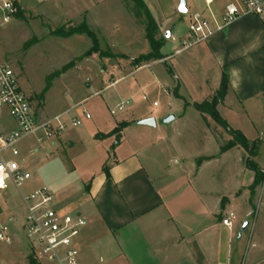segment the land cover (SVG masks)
<instances>
[{"label": "crops", "instance_id": "crops-1", "mask_svg": "<svg viewBox=\"0 0 264 264\" xmlns=\"http://www.w3.org/2000/svg\"><path fill=\"white\" fill-rule=\"evenodd\" d=\"M152 1L158 8H148L158 22L159 37L165 38V58L135 66L128 76L170 61L167 72L154 73L153 77L167 89L166 96L174 93L183 112L174 114L171 123L165 122L171 114H165L156 127L140 124L153 118L148 113L118 121L106 116L96 122L84 119L81 127L69 128L48 144L50 155L42 160L54 166L44 180H31L24 187L27 192L19 193L23 199L47 185L55 195L56 209L88 218L89 224L78 238L83 264H243L241 238L234 248L232 245L235 223L229 229L221 222L234 205L245 207L247 217L251 214L247 207L259 190L255 195L250 190L255 174L247 167L249 155L243 148L236 146L221 153L232 137L194 106L214 98L225 74L229 90L217 106L220 117L231 131L240 132L250 143L261 140L260 135H249L241 125H251L254 131L256 123L264 129V21L257 16L243 17L207 42L182 49L177 44L182 41L183 45L186 38L176 34L174 22L177 12L182 15L180 3L169 0V7H164ZM232 1L221 0L210 18L205 16L213 27L222 23L225 7ZM67 2L85 7V12H91L87 4H95L94 0ZM159 10L165 16L171 13L169 27V16H161L160 23L153 13ZM232 80L240 81L239 88L232 86ZM86 99L60 115L77 118L78 105ZM189 112L195 115L188 116ZM39 117L48 119L44 112ZM122 123L129 127L121 133L118 144L116 136L96 139ZM6 126L7 130L12 128L10 121ZM30 138L37 142L35 137ZM258 156L259 150L252 161L264 171ZM105 165L110 178L103 172ZM58 169L64 181L56 177ZM12 235L14 246L13 231ZM26 251L29 253V249Z\"/></svg>", "mask_w": 264, "mask_h": 264}, {"label": "rangeland", "instance_id": "rangeland-1", "mask_svg": "<svg viewBox=\"0 0 264 264\" xmlns=\"http://www.w3.org/2000/svg\"><path fill=\"white\" fill-rule=\"evenodd\" d=\"M156 1L160 6L169 7V0ZM177 1L180 4L182 2V0ZM184 1L188 12L179 15L176 11L174 22L177 27L176 34L185 38L190 24V15L200 13L210 18V13L222 3L218 0L207 8L205 0ZM94 2V5L87 4L91 12H85V7L76 3L70 4L67 0H24L25 7L22 14L11 24L0 26L1 56L17 75L19 85L29 98L33 111L39 116H42L44 112L45 117L51 119L60 115L64 109L87 98L82 106L78 105L79 110L75 114L82 125L85 119L83 109L91 115V119L88 120L90 122H96L104 116L118 121L134 118L140 113H148L152 114V119L158 124H162L165 114L169 113L173 116L183 112L184 108L180 107L174 93L171 91V95L166 96L167 89H162L161 84L157 83L153 77L154 73L167 72L168 67L171 66L170 61L166 65L153 64L135 76H128L135 70L134 61L149 52V45L145 38L147 27L145 15L139 12L130 1L94 0ZM147 2L148 6L158 8L152 0ZM153 13L158 16L160 23L161 16H169L166 21L171 17V13L165 16L164 11L161 10ZM154 19L158 25L156 18ZM172 19L166 26H170ZM261 19L264 21V18ZM84 22L96 33L100 52L88 55L93 43L87 35H75L70 38L54 35L58 29L69 30L70 27L79 26ZM181 42L177 45L183 49L184 44L182 45ZM101 53H103L102 56ZM187 55L188 53L185 54ZM148 64H139V66ZM67 65H71L72 68L63 72ZM197 67L199 70L200 64ZM126 76L128 77L125 78ZM115 81L118 83L112 86ZM47 87L49 89L43 97L42 92ZM98 91L100 93L95 94ZM144 97L147 100H143ZM130 99L133 102L125 111L116 116L110 114V111L118 104ZM154 104L157 106L155 107ZM187 115L195 114L189 112ZM4 121L7 123L8 119L5 118ZM235 125L237 126L236 123ZM241 126L251 136L255 135L254 132L260 135L261 140L257 141L259 144L257 162L264 170L263 126L255 123L257 130L253 129L254 131L251 125ZM49 143L39 145L34 138H28L19 146L23 158L31 168L28 169L31 180L38 178L44 180L45 175L54 166L42 160L43 157L47 158L50 155ZM262 173L264 174V171ZM56 174V177L64 181V176L59 169ZM258 187L253 204L247 207L251 212L248 217L245 207L241 205H234L229 211L236 217L232 245L234 248L238 239L241 238L240 260L243 264H264V182ZM22 191L27 192V189L23 188ZM0 207H2L0 214L4 218H14L11 228L16 240V246L6 248L0 246V264H29L28 258L32 253L30 251L27 253L29 244L20 231L26 219L27 210L19 191L10 187L7 191L0 192ZM73 213L71 211L70 214ZM245 224H249V227L243 231ZM39 264L53 263L42 261Z\"/></svg>", "mask_w": 264, "mask_h": 264}, {"label": "built area", "instance_id": "built-area-1", "mask_svg": "<svg viewBox=\"0 0 264 264\" xmlns=\"http://www.w3.org/2000/svg\"><path fill=\"white\" fill-rule=\"evenodd\" d=\"M215 1L205 0L207 8ZM23 5L24 0H0V26L11 24L19 11L23 10ZM247 16L264 18V0H233L226 5L222 23H215L216 27L203 14L190 15L184 48L208 41L216 33ZM169 39L172 40L173 37L169 36ZM132 102L130 99L118 104L111 115L116 116L125 111ZM67 116L65 113L51 119L37 116L19 85L17 75L0 53V192L7 191L10 187L21 192L31 181L27 162L19 149L23 140L35 137L37 143L43 145L61 138L69 128L77 129L82 125L77 118ZM83 117L91 119L87 111H84ZM5 118L12 125L9 130L6 128ZM23 201L27 215L20 230L35 260L38 263L83 264L79 260L78 238L88 226V218L81 214L62 213L56 209L55 195L47 187L23 196ZM235 221V215L229 213L221 224L231 229ZM13 223V217L4 218L0 214V246L13 244Z\"/></svg>", "mask_w": 264, "mask_h": 264}, {"label": "trees", "instance_id": "trees-1", "mask_svg": "<svg viewBox=\"0 0 264 264\" xmlns=\"http://www.w3.org/2000/svg\"><path fill=\"white\" fill-rule=\"evenodd\" d=\"M126 1L132 2L135 8L139 12H142L146 17V22H147L145 38L149 45V52L146 55H142L138 59H136L134 61L135 66H139V64H144V63L148 64L151 62H157V61L163 60L165 56L163 55L162 50L166 43L165 38L159 37L160 29L152 13L148 9L145 1L144 0H126ZM22 11L23 10L19 11V13L17 14V17H19L22 14ZM54 35L60 38H70L75 35H87L92 40V43H93V46L90 49L88 55L100 52L99 41H98L97 35L89 28V26L85 22L79 26L70 27L69 30L58 29L57 31L54 32ZM100 55L102 56L103 53H101ZM110 56H113V55H109L107 57H110ZM70 68H72L71 65H67L63 72H66ZM59 74H62V73H59ZM48 89L49 87H47L42 92L43 97L45 93L48 91ZM228 90H229V81L227 79V76L223 74L220 89L218 90L214 98H212L211 101H205L201 104H196L194 107L201 114L208 115L209 117H211L217 125H219L223 129L228 131L230 136L232 137V140L221 148V153H225L233 149L236 146H239L247 151L249 155V158L246 161L247 167L251 171H253L255 174L254 183L250 188L251 193L254 194L255 189L264 182V174L262 173V171H260V169L251 159L257 155L259 144L258 142L250 143L240 132L231 131L228 125L225 123V121H223V119L220 117L218 110H217V106L225 99V97L227 96ZM127 127H129V124L122 123L116 129H114L111 133L107 135H97L96 139L100 140V139L108 138L110 136H116V141L118 144L121 139V133ZM117 144L113 148H115ZM200 162L201 161H199V163ZM103 172L105 173L107 178H110L108 165L104 166ZM28 259H29V264H39L35 260L32 254L29 255Z\"/></svg>", "mask_w": 264, "mask_h": 264}, {"label": "water", "instance_id": "water-1", "mask_svg": "<svg viewBox=\"0 0 264 264\" xmlns=\"http://www.w3.org/2000/svg\"><path fill=\"white\" fill-rule=\"evenodd\" d=\"M181 14H187V5L186 2L184 0H182L181 4H180V9H179ZM175 117L174 116H170L168 119H166V123H171L172 121H174ZM141 125L144 126H149V127H156V121L154 119H148L145 121H141L140 122ZM249 224H245L243 227V231H246L248 228Z\"/></svg>", "mask_w": 264, "mask_h": 264}, {"label": "clouds", "instance_id": "clouds-1", "mask_svg": "<svg viewBox=\"0 0 264 264\" xmlns=\"http://www.w3.org/2000/svg\"><path fill=\"white\" fill-rule=\"evenodd\" d=\"M235 74V73H234ZM231 83H232V86L234 87V88H239V86H240V81L239 80H232V81H230Z\"/></svg>", "mask_w": 264, "mask_h": 264}]
</instances>
